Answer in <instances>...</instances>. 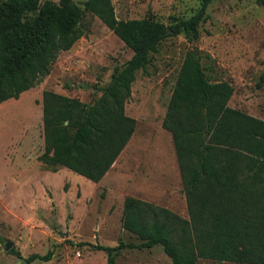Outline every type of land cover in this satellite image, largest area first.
Listing matches in <instances>:
<instances>
[{"label": "trees", "instance_id": "1", "mask_svg": "<svg viewBox=\"0 0 264 264\" xmlns=\"http://www.w3.org/2000/svg\"><path fill=\"white\" fill-rule=\"evenodd\" d=\"M210 1L198 0L192 15L164 25L150 15L117 19L111 0H83L81 6L71 0H2L0 103L16 99L48 74L58 52L83 35L84 11L95 16L131 55L104 85L94 86L99 95L89 102L41 92L39 159L52 170L61 166L97 182L133 132L134 119L124 113V103L136 70L146 72L149 54L163 38L179 32L195 36ZM256 1L264 8V0ZM232 92L228 81L206 76L193 52L184 55L161 127L171 136L187 217L125 197L121 226L137 242L93 245L105 252L106 264H114L123 248L152 246H160L171 264H264V120L230 107ZM49 257L50 251L23 259L29 264Z\"/></svg>", "mask_w": 264, "mask_h": 264}, {"label": "rangeland", "instance_id": "2", "mask_svg": "<svg viewBox=\"0 0 264 264\" xmlns=\"http://www.w3.org/2000/svg\"><path fill=\"white\" fill-rule=\"evenodd\" d=\"M71 1L80 5L83 0ZM111 3L117 19L150 15L164 25L189 17L199 6L198 0ZM79 26L83 35L68 50L58 52L48 74L16 99L0 103V264H25L23 258L30 254L48 251V260L29 264H106L105 252L93 245L137 242L120 222L127 196L187 217L171 136L161 127L187 52L198 57L211 80L232 85L229 106L264 120V79L259 81L264 74V8L256 0H211L195 36L179 32L163 38L149 54L146 72L136 70L124 103V113L134 119L133 132L101 179L93 182L61 166L47 168L39 159L41 92L89 102L99 95L94 86L104 85L112 69L131 55L89 12H83ZM6 242L11 245L4 249ZM114 264L171 262L160 246H152L123 248Z\"/></svg>", "mask_w": 264, "mask_h": 264}, {"label": "water", "instance_id": "3", "mask_svg": "<svg viewBox=\"0 0 264 264\" xmlns=\"http://www.w3.org/2000/svg\"><path fill=\"white\" fill-rule=\"evenodd\" d=\"M194 52H195V53L197 52L196 48H194ZM9 245H11V243H10V242H6V243L4 244V249H7Z\"/></svg>", "mask_w": 264, "mask_h": 264}, {"label": "crops", "instance_id": "4", "mask_svg": "<svg viewBox=\"0 0 264 264\" xmlns=\"http://www.w3.org/2000/svg\"><path fill=\"white\" fill-rule=\"evenodd\" d=\"M228 104V103H227ZM231 107V106H230Z\"/></svg>", "mask_w": 264, "mask_h": 264}]
</instances>
